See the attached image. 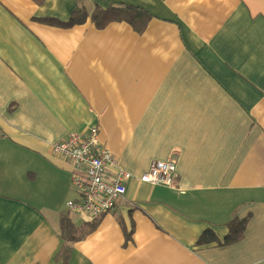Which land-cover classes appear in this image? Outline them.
Returning a JSON list of instances; mask_svg holds the SVG:
<instances>
[{
  "label": "crops",
  "instance_id": "1",
  "mask_svg": "<svg viewBox=\"0 0 264 264\" xmlns=\"http://www.w3.org/2000/svg\"><path fill=\"white\" fill-rule=\"evenodd\" d=\"M111 2L155 17L42 20ZM90 126L135 176L99 218L70 208L73 166L51 151ZM169 159L176 187L136 178ZM0 264H264V0H0Z\"/></svg>",
  "mask_w": 264,
  "mask_h": 264
},
{
  "label": "built area",
  "instance_id": "2",
  "mask_svg": "<svg viewBox=\"0 0 264 264\" xmlns=\"http://www.w3.org/2000/svg\"><path fill=\"white\" fill-rule=\"evenodd\" d=\"M51 151L73 166L72 183L79 198L69 200L68 205L89 218H99L112 211L125 195L127 182L135 177L121 168L112 152L102 146L98 126L70 132L53 142ZM176 170L175 159L153 160L149 169L136 178L155 185L176 187Z\"/></svg>",
  "mask_w": 264,
  "mask_h": 264
},
{
  "label": "trees",
  "instance_id": "3",
  "mask_svg": "<svg viewBox=\"0 0 264 264\" xmlns=\"http://www.w3.org/2000/svg\"><path fill=\"white\" fill-rule=\"evenodd\" d=\"M35 1L37 3H42L44 0ZM89 16H91L93 22L99 28H103L111 22L122 21L131 24L139 33H143L149 21L155 17V15L143 6L130 3L111 2L106 8L96 5L91 14H89V11L84 6H77L68 21H62L56 18H45L42 20L69 27L77 23H84ZM245 225L246 219H233L229 221V233L225 238V242H231L241 238L243 236ZM60 227L61 236L65 243L59 254H57V257L59 258L68 256L70 247L67 241L75 239L74 234L77 229L71 217L68 215H63L61 217ZM211 235L214 236V233L211 230H207L202 234L199 241L204 242Z\"/></svg>",
  "mask_w": 264,
  "mask_h": 264
}]
</instances>
